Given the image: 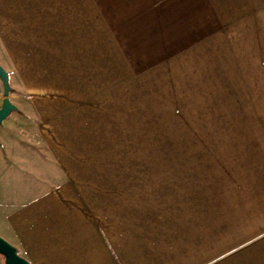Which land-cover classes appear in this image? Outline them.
I'll return each mask as SVG.
<instances>
[{
    "label": "crops",
    "instance_id": "0c3cea01",
    "mask_svg": "<svg viewBox=\"0 0 264 264\" xmlns=\"http://www.w3.org/2000/svg\"><path fill=\"white\" fill-rule=\"evenodd\" d=\"M0 64V235L31 264H264V0H0ZM124 147L200 150L126 199Z\"/></svg>",
    "mask_w": 264,
    "mask_h": 264
},
{
    "label": "rangeland",
    "instance_id": "374dc122",
    "mask_svg": "<svg viewBox=\"0 0 264 264\" xmlns=\"http://www.w3.org/2000/svg\"><path fill=\"white\" fill-rule=\"evenodd\" d=\"M182 135V133H179ZM175 133L171 132H161V133H152V132H124V140L129 142L126 143H137L133 142L136 139L140 141L138 143H152L153 139H160L162 143H170L169 139L174 136ZM178 135V134H177ZM174 138V137H173ZM124 142V143H125ZM114 150V149H113ZM200 149H186L184 147H124V164L118 165L113 164V170L115 172H121L122 180L113 179V186L117 183L122 182L124 187V198L127 197V189H132L136 185H140L141 182L148 185L150 183L151 187L159 186V183H164L161 179L166 177V173H178L184 172L188 164L184 163L186 156L198 155ZM189 166H191L189 164ZM120 168H124V171H120ZM118 170V171H117ZM139 173H148L153 174L157 179H153V176L150 180L141 177L140 181L138 177L142 174ZM159 174V176H156ZM164 174V176H162ZM127 199V198H126Z\"/></svg>",
    "mask_w": 264,
    "mask_h": 264
},
{
    "label": "water",
    "instance_id": "95a60500",
    "mask_svg": "<svg viewBox=\"0 0 264 264\" xmlns=\"http://www.w3.org/2000/svg\"><path fill=\"white\" fill-rule=\"evenodd\" d=\"M0 83L2 88V100L0 103V123L15 108L8 95L12 89L9 83L7 70L0 64ZM0 256L3 264H31L23 255L19 248L8 239L0 235Z\"/></svg>",
    "mask_w": 264,
    "mask_h": 264
}]
</instances>
